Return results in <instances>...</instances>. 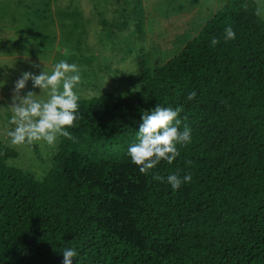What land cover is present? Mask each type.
<instances>
[{
	"label": "trees",
	"instance_id": "trees-1",
	"mask_svg": "<svg viewBox=\"0 0 264 264\" xmlns=\"http://www.w3.org/2000/svg\"><path fill=\"white\" fill-rule=\"evenodd\" d=\"M236 33L224 39V28ZM215 38L218 43L212 45ZM141 95L79 100L47 175L0 140V264H264V19L225 0L163 65L138 60ZM192 98L189 99V95ZM181 108L191 142L141 173L128 157L143 111ZM191 179L172 190L169 173ZM161 177L162 179H157Z\"/></svg>",
	"mask_w": 264,
	"mask_h": 264
},
{
	"label": "rangeland",
	"instance_id": "rangeland-1",
	"mask_svg": "<svg viewBox=\"0 0 264 264\" xmlns=\"http://www.w3.org/2000/svg\"><path fill=\"white\" fill-rule=\"evenodd\" d=\"M264 19V0H255ZM225 0H0V140L19 152L10 165L42 180L54 164V144L13 145L12 97L22 72H51L67 60L80 69L79 97L106 92L141 95L138 60L153 69L176 56L198 35ZM35 65V66H34ZM45 90L31 79L20 94Z\"/></svg>",
	"mask_w": 264,
	"mask_h": 264
},
{
	"label": "clouds",
	"instance_id": "clouds-1",
	"mask_svg": "<svg viewBox=\"0 0 264 264\" xmlns=\"http://www.w3.org/2000/svg\"><path fill=\"white\" fill-rule=\"evenodd\" d=\"M236 33L229 25L224 28V39L232 40ZM212 45L218 43L213 38ZM35 66V65H34ZM31 79L33 87L45 90L47 98H38L35 92L28 91L21 95L20 90L26 87ZM81 80L80 69L75 63L60 60L54 64L51 72L43 70L39 74L30 71L22 72L16 80L12 97L13 116L11 123L14 128L8 131L13 145L31 144L43 140L49 145L56 142L57 136L71 138L68 128L74 126L79 119L80 97L74 91ZM192 94L189 95V99ZM179 106H163L156 104L154 108L145 110L140 117L135 140L127 148L130 161L138 166L141 173L155 168L162 160L171 164L178 156V145L191 142L192 129L185 125L181 130L178 119ZM162 179L161 177H156ZM191 179L189 174L169 173L167 183L172 190H177L182 183ZM62 264H72V258L77 256L74 248L66 247L63 251Z\"/></svg>",
	"mask_w": 264,
	"mask_h": 264
}]
</instances>
